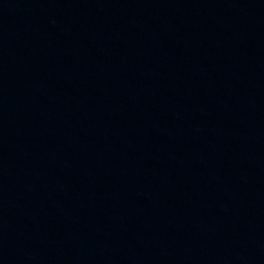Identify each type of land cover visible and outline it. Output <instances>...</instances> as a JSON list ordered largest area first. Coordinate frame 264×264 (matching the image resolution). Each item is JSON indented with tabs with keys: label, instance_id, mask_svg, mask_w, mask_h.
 Instances as JSON below:
<instances>
[{
	"label": "water",
	"instance_id": "1",
	"mask_svg": "<svg viewBox=\"0 0 264 264\" xmlns=\"http://www.w3.org/2000/svg\"><path fill=\"white\" fill-rule=\"evenodd\" d=\"M0 264H264V0H0Z\"/></svg>",
	"mask_w": 264,
	"mask_h": 264
}]
</instances>
